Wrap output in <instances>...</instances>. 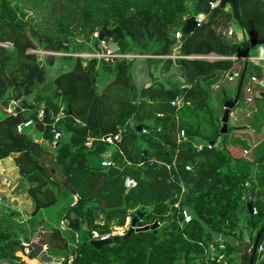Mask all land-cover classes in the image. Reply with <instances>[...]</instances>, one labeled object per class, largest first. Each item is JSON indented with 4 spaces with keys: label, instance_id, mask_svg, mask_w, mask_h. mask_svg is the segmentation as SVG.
<instances>
[{
    "label": "trees",
    "instance_id": "16d2710c",
    "mask_svg": "<svg viewBox=\"0 0 264 264\" xmlns=\"http://www.w3.org/2000/svg\"><path fill=\"white\" fill-rule=\"evenodd\" d=\"M218 1L0 0V105L18 101L15 111L0 119V159L18 153L20 172L32 184L33 215L66 202L57 225L41 223L40 230L13 214L0 215V264H24L16 254L24 242L31 244L24 256L35 258V237L61 264H218L219 253L230 255L235 247L220 249L218 235L241 238L247 230L254 242L264 225V138L257 137L254 144L260 145L252 149L246 145L248 154L237 151L230 129L221 132L225 102L233 96L216 94L221 84L211 85L241 62L234 93L240 90V100L247 74L264 76V62L233 58L250 56L251 41L264 39V0H239L242 37L225 34L234 21L231 8L210 17L211 2ZM200 14L205 19L182 38L180 53L223 58L156 57L172 53L175 32ZM100 30L117 36L120 53L155 55L145 58L150 84L136 85L135 58L73 55L98 48L93 34ZM36 50L66 54L45 55L43 62ZM56 63L60 72L50 78ZM175 63L183 80L172 72ZM158 71L162 78L155 77ZM173 95L182 100L180 107L172 105ZM46 106L49 112L41 117ZM249 107L247 123L256 126L258 119L263 126V95ZM28 119H33L30 129L17 132ZM182 129L186 138L179 139ZM53 130L60 139L55 141ZM119 130L122 139L109 156L113 164L103 166L112 146L101 139ZM212 142L210 149L196 147ZM126 177L137 186L126 188ZM184 209L191 222H184ZM138 210L145 212L138 226L159 224L119 244L91 243L94 230L111 233ZM261 245L264 233L258 249ZM253 264H264V251L258 250Z\"/></svg>",
    "mask_w": 264,
    "mask_h": 264
},
{
    "label": "crops",
    "instance_id": "0c3cea01",
    "mask_svg": "<svg viewBox=\"0 0 264 264\" xmlns=\"http://www.w3.org/2000/svg\"><path fill=\"white\" fill-rule=\"evenodd\" d=\"M238 36L242 37V33H238ZM210 55L212 56L213 59H209V60L223 58V56L218 55L216 53H211ZM195 56L196 55L193 54V57H187V58H204L203 55H199L198 57H195ZM259 56H264V55H259ZM237 65L239 64L237 63L236 66ZM172 72H175L177 74L178 80H183L182 77L180 76L179 66L176 63H175V68L173 69ZM233 72L239 75L238 70H234ZM165 75H168V74L166 73ZM133 76H134V81L136 85L140 88L145 85L150 84L153 79L150 75V71L146 64V61L145 62L143 61L142 63L138 64L136 69L133 70ZM162 76L164 75L159 71L155 74V77L157 78H162ZM17 105L18 104L11 103L9 107L7 108H11L12 110L15 111V108ZM0 109L4 112V115L6 113H9L7 112L6 108L1 105H0ZM248 110H251V107H249ZM42 111L44 112V109ZM231 111L232 109L230 110V113ZM4 115L0 116V119L3 118ZM229 118H230V114H229ZM238 126H243V127L240 129L238 128ZM234 127H235V130H244V129L250 130L249 125L247 123L234 125ZM228 130H229V123H228ZM234 137L235 135H233L232 138H230V142H231V145L237 150L238 148L235 147L236 143H234ZM254 141H253L252 147L260 145L259 143L254 144ZM111 146H112L111 149L105 153L104 155L105 158L111 155V152L113 150L112 148L115 147V145H111ZM250 151H251L250 149L245 148L243 150V154L245 153L248 154ZM17 156H18V153H14V154L9 155L6 158L0 159V215L4 213L13 214L14 218L18 220L19 222H26L29 226L36 225L38 227V230H40L43 223L46 224V225H43V227L56 226L58 223V215H59L60 208H64L66 206V202L62 201L60 205H57V206H54L48 209H42L37 215H33V211L35 209V203L29 193V189L32 186V184L29 181L25 180L24 177L22 176L20 172V168L16 163ZM73 197H74L73 204H75L77 202V196L74 195ZM131 220H132V217H129L127 219L126 224L129 225L131 223ZM59 223L64 229L67 228V226L64 224L63 219H60ZM77 236H78V233H77ZM216 241L217 243H219V248L222 250L226 249L227 248L226 246L228 244L235 246L233 252L229 250L231 252L230 255H228L227 253L226 254L219 253V251L216 249V251L220 254L219 255L220 261L218 264H249L250 263L254 242L253 243L251 242L249 231L245 230L241 238L234 237V236H225L221 234L216 237ZM33 242L41 244L43 246V249L47 250V246L40 242L39 237H35L33 239ZM23 245L25 246L23 250L16 251L17 255H23L24 257L23 263L24 264H42L37 254L35 258L24 256V254H27L29 250L31 249V244L24 242ZM55 258H58V257H55ZM28 259H30L31 261L29 262ZM73 259H74V256L71 257V261Z\"/></svg>",
    "mask_w": 264,
    "mask_h": 264
},
{
    "label": "built area",
    "instance_id": "2783aa9c",
    "mask_svg": "<svg viewBox=\"0 0 264 264\" xmlns=\"http://www.w3.org/2000/svg\"><path fill=\"white\" fill-rule=\"evenodd\" d=\"M219 1L218 2H211V8L212 10L218 6ZM197 21H198V25H200L203 20L205 19V15L204 14H200L197 15ZM237 30L238 28H233L232 26L228 29L227 32H225V34L227 36H234L235 34H237ZM93 37L98 39V48L94 49L93 51L90 52H84V53H76L73 54L75 56H82L85 58H98V59H104V60H116L119 58H147V57H151V56H155V55H149V54H135V53H120L118 52H114L108 44V41H106L105 39H99V31L94 32ZM175 38H176V44L174 46V49L172 51V53L167 54V55H157L156 57L159 58H171L173 60H177V59H181V58H187V57H193V55H183L180 53V49L182 46V38H183V32L182 30H178L175 32ZM37 53L43 54V55H65L66 53H62V52H55V51H49V50H36ZM199 55H196L195 57H198ZM204 58H208V59H213L212 56L210 54L208 55H203ZM234 59L239 58L241 60H250L252 62H255L256 64H260L259 61L263 60L264 62V56H247V57H233ZM237 73L234 72H227L226 74V78L228 79V81H234L236 79ZM220 87V83L219 82H215L211 85L212 89H218ZM264 92V76H258L256 74L252 75L250 77V81L246 84L245 86V95H246V104L248 106H252L253 102H254V98L255 96H261L263 95ZM173 106H178L180 107L182 105V100L180 98H174L171 101ZM12 104H18V101H12ZM7 112L9 113H13L14 110H12L11 108H7L5 107ZM252 110H247L246 114L249 116L251 115ZM40 116L43 117L44 116V112L41 110L40 111ZM33 124V119H28L25 121H22L21 123H19L16 127L17 132L19 133H23L24 130L28 127H30ZM146 131V130H145ZM54 132V136H55V141L57 139H60V132L53 130ZM122 131L119 130L116 134L111 135V136H107L102 138L101 140L104 142L109 143L110 145H116L121 139H122ZM186 138V131L184 129H182L179 133V139H184ZM91 142H89L88 144H90ZM214 145L213 143H207V144H202V143H197L196 147L201 150L204 147L207 148H212ZM247 152V151H246ZM113 164V161L109 158V156H107L103 162L102 165L103 166H111ZM187 169H191V166L188 165L186 167ZM137 180L132 178V177H126L125 178V186L128 189H131L133 187L137 186ZM253 212L256 213L257 209L253 208ZM183 216H184V222H191L193 217L192 214L190 213V211L184 209L183 210ZM131 223L128 225L126 224L123 227H116L114 228V230L111 233H107V234H100L98 231L94 230L92 232V237L95 239H108L112 236H116V235H123L125 232H127V230L130 228ZM215 249L211 248V252H210V259L214 260L217 256L216 253L214 251ZM259 252H263L264 251V246L261 245L259 247ZM211 264V263H210Z\"/></svg>",
    "mask_w": 264,
    "mask_h": 264
},
{
    "label": "water",
    "instance_id": "95a60500",
    "mask_svg": "<svg viewBox=\"0 0 264 264\" xmlns=\"http://www.w3.org/2000/svg\"><path fill=\"white\" fill-rule=\"evenodd\" d=\"M227 5H230L232 7L233 16L235 19V22L232 23V27L233 28H239V27L242 28L243 27V21H242V15H241V10H240L239 0H220L218 6H216L212 10L210 17L217 18L219 16V14L222 12V10L225 8V6H227ZM197 26H198V21H197L196 15L190 16L187 19L184 26L182 27L183 38H185L186 35L192 33L197 28ZM99 39H105L106 41H108L109 47L114 52L119 51L117 36H115L114 38L107 37L105 35V32L103 30H100L99 31ZM250 44L251 45H264V39L253 40V41H251ZM239 94H240V90H238V92L234 98H231L225 102V112H224V115L222 117V128H221L222 133H227V131H228V121H229L230 110L233 109L235 107V105L238 103ZM263 97H264V92H263ZM173 98H174V95H173ZM48 112H49V107L46 106L44 108V116H47ZM242 127L243 126H238V128H240V129ZM138 129H142V126H139ZM19 135H21V134H19ZM212 143H214V142H212ZM249 210L252 211L251 205H249ZM144 215H145V212H141L140 210H138L136 215L134 217H132L130 228L123 235L112 236V237L105 239V240L93 238L91 240V243L93 245H95L96 247H102L103 245H107V244H119L120 242L125 240L127 237H129L133 232L148 230V229H154L159 224L158 222H155V223L150 224V225L138 226L139 220H141ZM263 233H264V225L260 228V230L258 231V233L256 235L255 241L253 243L252 255H251V259H250L249 264L254 263V258L258 252V246H259L260 239H261V236ZM32 246L34 247L35 252H36L38 258L41 260L42 264H60L62 262V259L55 258V257L51 256L47 252V250L43 249V246L41 244L34 243Z\"/></svg>",
    "mask_w": 264,
    "mask_h": 264
},
{
    "label": "rangeland",
    "instance_id": "374dc122",
    "mask_svg": "<svg viewBox=\"0 0 264 264\" xmlns=\"http://www.w3.org/2000/svg\"><path fill=\"white\" fill-rule=\"evenodd\" d=\"M232 7L230 5H227L225 6V9H229ZM234 18V16H233ZM235 21V19H233ZM240 33V27L238 28L237 30V34ZM240 35V34H239ZM259 55H264V45H254L251 47V51H250V56H259ZM39 58L44 62L47 58L45 55L43 54H40L39 53ZM145 62V58H135V61H134V66H133V70L136 69V67L138 66L139 63H142L143 61ZM243 63V62H242ZM260 64L263 63V60L259 61ZM239 65H237L235 67L234 70H238L240 71L241 70V62L238 63ZM60 64L56 63L54 64L53 66H51V69H50V73H49V77L52 78L54 76H56L59 72H60ZM250 77L251 75L248 73L247 74V80H246V83H245V86L246 84L250 81ZM239 78L235 79L234 81H228L227 78L221 80V86L223 88V90L217 92L216 94H223L224 92H226L228 95H231L235 96V90H236V85H237V82H238ZM245 88L243 89V92H242V95H241V98L239 100V102L235 105V107L232 109L231 113H230V118H229V139L232 138L233 135H235L234 137V143H237L239 146V150L237 149V151H239L240 153H243V150L244 148L246 147V145H249L247 146L248 148H251L253 146V141L257 139V137L259 138H264V125L263 126H260L258 119H256L257 123H256V126H251L249 125L247 122H248V118L246 117V112L247 110L249 109V106L244 104L243 102V99L245 97ZM30 99L33 98V95L29 96ZM4 115V112L0 109V116ZM259 120H261L259 118ZM248 124L249 125V129H244V130H235V127L234 125H238V124ZM29 130V128H26V130ZM258 135V136H257ZM231 143V142H230ZM247 154V153H245ZM251 155H253V152L251 153ZM31 260H29L30 262ZM28 262V261H27ZM28 262V263H29Z\"/></svg>",
    "mask_w": 264,
    "mask_h": 264
}]
</instances>
